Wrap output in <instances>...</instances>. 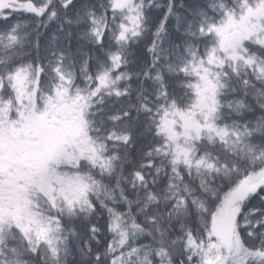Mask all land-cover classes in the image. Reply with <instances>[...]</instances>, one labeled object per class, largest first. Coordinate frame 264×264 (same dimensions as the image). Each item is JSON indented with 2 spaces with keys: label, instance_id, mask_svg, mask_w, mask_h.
Segmentation results:
<instances>
[{
  "label": "snow or ice",
  "instance_id": "snow-or-ice-1",
  "mask_svg": "<svg viewBox=\"0 0 264 264\" xmlns=\"http://www.w3.org/2000/svg\"><path fill=\"white\" fill-rule=\"evenodd\" d=\"M0 264H264V0H0Z\"/></svg>",
  "mask_w": 264,
  "mask_h": 264
}]
</instances>
